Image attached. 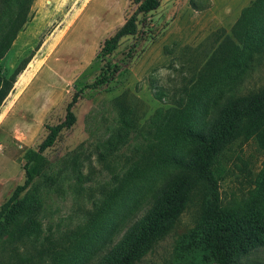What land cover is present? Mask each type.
<instances>
[{"label":"rangeland","instance_id":"rangeland-1","mask_svg":"<svg viewBox=\"0 0 264 264\" xmlns=\"http://www.w3.org/2000/svg\"><path fill=\"white\" fill-rule=\"evenodd\" d=\"M136 7L132 0H0V207L25 182L27 151L77 97L75 124L45 151L32 185L42 205L12 212L0 226L12 230L29 216L40 232L0 243V264H92L198 145L187 130L204 131L230 94L264 86V0H160L139 14L137 34L104 54L106 39ZM219 181L233 223L251 226L264 181L258 138L229 145ZM198 218L192 204L139 264H218L194 238ZM249 258L264 264V248Z\"/></svg>","mask_w":264,"mask_h":264},{"label":"trees","instance_id":"trees-1","mask_svg":"<svg viewBox=\"0 0 264 264\" xmlns=\"http://www.w3.org/2000/svg\"><path fill=\"white\" fill-rule=\"evenodd\" d=\"M132 2L136 10L113 36L106 39L102 48L104 54L115 50L124 37L137 34L139 14L152 12L160 5V0ZM21 15L19 24L25 19V14ZM1 51L0 48V58ZM8 89L3 88L1 98ZM75 101L76 96L67 106L64 121L50 126L38 148L27 151L25 182L1 205L0 226L10 213L28 215L37 212L42 205L43 199L32 185L47 162L45 151L55 144L65 128L75 124ZM217 105L204 131L187 130V136L198 145L186 158L179 160V169L155 192L142 215L135 217L123 236L92 264H139L175 228L192 204L196 205L199 216L194 238L200 239L218 264H250V255L264 248V181L257 189L251 226L233 223L232 213L223 207L219 181L221 156L239 137L255 136L264 147V86L244 94L234 92ZM38 232L40 224L28 216L14 229L0 230V243L22 242Z\"/></svg>","mask_w":264,"mask_h":264},{"label":"clouds","instance_id":"clouds-1","mask_svg":"<svg viewBox=\"0 0 264 264\" xmlns=\"http://www.w3.org/2000/svg\"><path fill=\"white\" fill-rule=\"evenodd\" d=\"M177 67H178V65H177ZM161 75L166 77V76L170 75V73H168L166 70H161Z\"/></svg>","mask_w":264,"mask_h":264}]
</instances>
